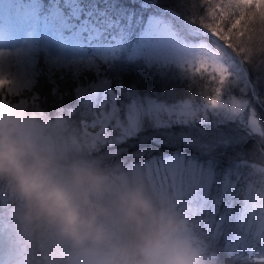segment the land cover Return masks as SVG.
<instances>
[{"label":"trees","instance_id":"obj_1","mask_svg":"<svg viewBox=\"0 0 264 264\" xmlns=\"http://www.w3.org/2000/svg\"><path fill=\"white\" fill-rule=\"evenodd\" d=\"M77 2L81 3L84 9H94L101 13V18L111 20L107 28L129 40H133L132 37L148 25L151 17L162 16L187 41L207 43L228 66V73L221 78L209 70H193L173 63L158 62L147 65L143 59L131 60L126 57L124 51H130L132 47L126 48L128 43H125L119 58L114 64L106 67V72L112 77L111 84L118 94L122 113L129 102L126 100L127 94L132 98L136 93H141L167 101L191 99L196 103L207 104L223 92L221 93L223 96L235 95L248 101L255 109L263 133L253 136L239 119H229L220 124H186L188 128L205 130L224 127L247 141L246 144L237 146L232 145L229 139L227 146L230 147V154L225 155L221 152L211 159L196 151L184 135L187 129L182 130L180 127H147L135 135L122 139V143L105 139L102 142L92 140L93 145H90L86 135L76 138L77 141L71 139L65 146L56 142H61L57 136L59 134H51L50 137L45 136L42 139L32 138L29 134L24 135L34 140L39 148L62 168H69L78 161H87L105 170L114 188L135 182L130 177L135 168L151 162L165 161L175 154L182 155L185 160H197L212 167L215 173L212 197H217L216 191L221 188L217 203L223 201L234 211V218L229 226L232 236L240 234L237 229L243 231L246 229L249 237L255 232L256 236L261 238L256 248L246 249L239 244L221 239L220 234L227 226H222L221 222L210 214L211 200L205 202L184 188L179 195L175 192L176 189L171 187L164 190L159 187H147V191L158 205L174 208L187 221L188 229L193 230L189 231L193 242L201 250L207 264H264V229L254 231L253 227L248 226V216L253 209L256 214L264 211V57H249L245 44L237 39V34L245 28H255L252 21L262 6L244 0H77ZM161 10L165 12L161 13ZM202 17L206 21L200 20ZM211 31L215 32V37L209 34ZM232 59L236 64H229ZM237 66L241 69L240 72L237 71ZM67 77L54 75L59 86L56 95L49 94L45 87L51 80L49 82L40 76L32 91L41 94L38 103L45 106V111L50 117L55 115L56 108L73 109L72 115L65 113L71 119L68 129L77 127L80 129L78 121L82 108L80 101L73 97ZM244 84L247 86L246 91L242 88ZM69 132H63L60 136L67 137ZM4 182L7 183V187ZM2 192L8 194V201L13 200L9 202L11 206L0 207V215L14 222L26 252H29V263L72 264L71 255L79 250L69 241L60 238L54 228L26 223L23 219L25 204L6 178L0 179V196ZM15 210L20 217L11 216ZM236 216L238 219H235Z\"/></svg>","mask_w":264,"mask_h":264},{"label":"rangeland","instance_id":"obj_2","mask_svg":"<svg viewBox=\"0 0 264 264\" xmlns=\"http://www.w3.org/2000/svg\"><path fill=\"white\" fill-rule=\"evenodd\" d=\"M58 9L63 10V16L70 22L68 28L63 30V36L67 38L75 33L78 39H61L56 30L46 27V22L51 19V13ZM33 10L36 12L35 17L32 16ZM208 11L209 16L210 10ZM164 12L161 10V13ZM100 16L101 13H97L94 9H84L77 0H0V129L15 131L22 135L29 134L32 138L41 139L45 136L50 137L51 134H59L57 136L60 137L61 142H56L64 146L69 144L68 141L70 142L71 139L75 140L84 135L90 140V145H93V141L102 142L105 139L119 141L147 127H162L156 126L148 117H144L136 127L131 126L127 121V114L133 102L146 105L148 101H151V106L157 111L163 109L168 112L169 119L173 122L220 124L229 119H239V122L247 127L253 136L263 133L255 109L249 105L248 101L235 95L223 96L221 94L223 92L207 104L196 103L191 99L167 101L141 93H136L132 98L127 94L126 100L128 99L129 102L125 112L122 113L118 94L111 84L112 77L106 72V67L114 64L119 58L125 43H128L126 48L132 47L130 51H124L126 57L135 60L133 55L142 38L154 26H162L169 38V47L159 63H173L193 70L205 69L217 73L221 78L228 73V66L207 43L187 41L162 16L151 17L148 25L132 37L133 40L123 39L120 34L110 31L107 26L112 21ZM200 20L206 21L203 17ZM198 31L201 30L198 29ZM209 34L216 36L213 31ZM37 46L47 50L45 55L43 51L40 54V64L37 69L40 73L38 72L37 75L40 74V77H44L43 79L49 82L50 76L54 77L56 74L61 77L68 76L67 81L73 97L80 101L82 108L79 112L81 118L78 121L80 129L78 127L68 129L71 119L67 115H72L73 109L56 108L55 115L50 117L45 111V106L38 103L37 95L32 91L35 84L32 70L29 69L28 72L24 70ZM229 64H236V62L232 59ZM53 69L55 72L52 71ZM237 71H241L238 66ZM242 88L246 91V84ZM101 103L108 105L109 114L115 107L116 116L128 125L124 132H111V129L107 132L106 126L95 127L98 119H94L101 110ZM70 130L72 132H69ZM63 132H69L68 138L60 136ZM243 136L247 139L245 135ZM47 140L54 142V140ZM178 157L184 158L182 155L175 154L165 161L175 160ZM152 164L151 162L135 168L130 177L136 183L144 184L146 188L159 187L163 190L169 187L174 188L179 195L183 188L170 182L163 171L156 169ZM4 183L7 187V183ZM212 189L214 191L213 185ZM7 196V193H1L0 207L8 206L13 200L8 201ZM11 216L20 217L16 210ZM2 217L0 215V232L10 241L11 264H31L29 252H26L14 222ZM235 219L238 217L236 216ZM248 226L253 227L254 231L256 229L262 231L264 211L256 214L253 209L248 216ZM189 231L193 232L190 228ZM244 232L248 233L246 229ZM250 239L257 243L261 242V238L259 239L255 232ZM71 258L72 264H88L87 258L80 251L72 254Z\"/></svg>","mask_w":264,"mask_h":264},{"label":"clouds","instance_id":"obj_3","mask_svg":"<svg viewBox=\"0 0 264 264\" xmlns=\"http://www.w3.org/2000/svg\"><path fill=\"white\" fill-rule=\"evenodd\" d=\"M237 39L249 57H264V0ZM24 202L28 224L47 225L88 264H207L187 221L157 204L142 183L114 188L109 174L87 161L57 165L27 135L0 129V179Z\"/></svg>","mask_w":264,"mask_h":264},{"label":"snow or ice","instance_id":"obj_4","mask_svg":"<svg viewBox=\"0 0 264 264\" xmlns=\"http://www.w3.org/2000/svg\"><path fill=\"white\" fill-rule=\"evenodd\" d=\"M35 15L36 12L33 10L32 16L35 17ZM69 23L70 22L63 16V10L58 9L51 13V19L46 22V27L56 30L61 39H78L75 33H73L71 37L65 38L63 36V30L68 28ZM116 47H119L118 43ZM168 47L169 38L167 33L163 30L162 26H154L150 28L148 34L142 38L133 58L143 59L147 65H153L158 63L165 56ZM42 51L44 55L47 52L46 49H41L37 46L29 62L24 67L26 72H28L29 69L32 70V76L35 80L34 87H36L38 83L37 77L40 75H37L39 72L37 69L40 64V54ZM45 62L47 63L46 58ZM52 71L55 72V69ZM50 80L51 82L46 84L45 87H47L49 94L56 95L58 94L59 86L56 84L54 77L50 76ZM36 95L37 99L40 100L41 94L36 92ZM44 102H46V100H44ZM100 109V112L97 113L94 119H98V123L95 127L100 128L106 126L105 131L107 132H110L109 129H111V132H124L127 129L128 125L116 116L115 107L112 108L110 114L108 113V105L106 103H101ZM144 117L150 118L156 126L168 128L180 127L182 130L187 129L184 135L188 141L195 147L198 153L205 154L210 159L221 152L225 153V155L230 154V147L227 146L229 139L232 145L238 146L242 143H247V141L231 133L227 128H210L207 130L188 128L186 124L170 120L169 113L165 112L163 109L157 111L151 106V101H148L146 105L133 102L127 114V121L129 124L136 127ZM164 121H167V123H164ZM118 143H122V140H119ZM152 166L162 170L168 180L175 183L178 187L190 190L199 199L205 202L211 200L212 207L209 209L210 214L216 220L220 221L222 226H227L225 231L220 234L221 239L229 243L239 244L246 249L256 248L258 246L257 242L250 239L248 233L244 232L242 229H237L240 234L235 237L232 236V231L229 230V226L234 218V211L225 205L223 201L217 203L221 188L216 191L217 197H212V185L215 183V173L212 167H208L197 160H185L182 157H178L175 160L153 162ZM0 264H11L10 241L5 238L2 232H0Z\"/></svg>","mask_w":264,"mask_h":264}]
</instances>
